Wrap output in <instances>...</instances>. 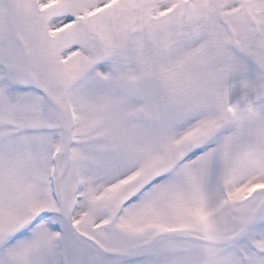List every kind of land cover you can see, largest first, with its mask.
<instances>
[{
    "label": "snow or ice",
    "instance_id": "obj_1",
    "mask_svg": "<svg viewBox=\"0 0 264 264\" xmlns=\"http://www.w3.org/2000/svg\"><path fill=\"white\" fill-rule=\"evenodd\" d=\"M0 264H264V0H0Z\"/></svg>",
    "mask_w": 264,
    "mask_h": 264
}]
</instances>
